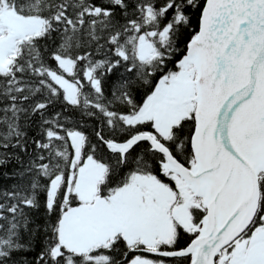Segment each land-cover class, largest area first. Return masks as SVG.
<instances>
[{"label": "snow or ice", "instance_id": "obj_1", "mask_svg": "<svg viewBox=\"0 0 264 264\" xmlns=\"http://www.w3.org/2000/svg\"><path fill=\"white\" fill-rule=\"evenodd\" d=\"M0 264H264V0H0Z\"/></svg>", "mask_w": 264, "mask_h": 264}]
</instances>
